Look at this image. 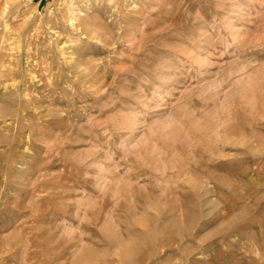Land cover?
<instances>
[{
    "label": "rangeland",
    "instance_id": "374dc122",
    "mask_svg": "<svg viewBox=\"0 0 264 264\" xmlns=\"http://www.w3.org/2000/svg\"><path fill=\"white\" fill-rule=\"evenodd\" d=\"M0 264H264V0H0Z\"/></svg>",
    "mask_w": 264,
    "mask_h": 264
},
{
    "label": "bare ground",
    "instance_id": "6f19581e",
    "mask_svg": "<svg viewBox=\"0 0 264 264\" xmlns=\"http://www.w3.org/2000/svg\"><path fill=\"white\" fill-rule=\"evenodd\" d=\"M171 150V149H170ZM220 162V161H219ZM220 164V163H219ZM217 165V164H216ZM207 176V175H206ZM210 178V177H209ZM211 179V178H210ZM214 179V178H213ZM217 180V179H216Z\"/></svg>",
    "mask_w": 264,
    "mask_h": 264
}]
</instances>
